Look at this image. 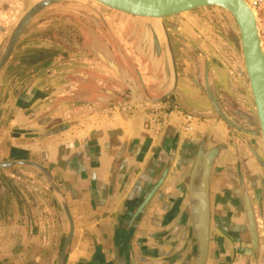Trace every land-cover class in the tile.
Returning a JSON list of instances; mask_svg holds the SVG:
<instances>
[{
    "label": "crops",
    "instance_id": "1",
    "mask_svg": "<svg viewBox=\"0 0 264 264\" xmlns=\"http://www.w3.org/2000/svg\"><path fill=\"white\" fill-rule=\"evenodd\" d=\"M38 1L0 0V54L26 5ZM100 8L83 3L74 32L64 41L58 37L59 25L43 22L55 9L42 11L0 70V160L33 162L52 176L73 225L64 264H193L187 179L202 140L207 151L218 150L209 180L205 264H264V238L249 182L239 171L254 165L258 144L248 88L217 50L213 57L186 44L187 38L205 39L186 17L160 22ZM39 35L46 36L43 42L33 40ZM222 48L235 62L233 48L227 42ZM98 56H112L120 76ZM171 89V99L197 118L191 132L176 114L155 131L147 128L142 107L132 112L118 108L134 95L159 98ZM211 97L227 115L248 124L243 139L248 150L239 141L238 147L234 144ZM234 145L241 156L233 153ZM234 162L241 203L219 204V195L227 198L229 192H221L220 183ZM251 180L256 182V175ZM10 183L19 186L22 206L11 195ZM243 191L255 215V248ZM227 211L241 216L221 220L224 231L214 237V221L219 220L214 214ZM66 234L65 215L43 178L29 169L0 168V264H57Z\"/></svg>",
    "mask_w": 264,
    "mask_h": 264
},
{
    "label": "water",
    "instance_id": "2",
    "mask_svg": "<svg viewBox=\"0 0 264 264\" xmlns=\"http://www.w3.org/2000/svg\"><path fill=\"white\" fill-rule=\"evenodd\" d=\"M64 0H39L33 4L20 18L14 30L6 41V44L0 54V70L11 58L16 43L24 29L29 23L43 10L54 6ZM103 8L123 13L132 17L143 18L146 20L162 21L167 17L182 15L195 26V18L192 14L194 10L205 7H217L227 12L233 19V33L238 36V49L241 57V64H235L210 40L206 34L207 30L201 27L197 29L204 38L214 46L228 62L239 78L244 82L249 90L254 104L257 127L264 145V46L260 38L257 24V17L252 6L251 0H88ZM164 28V27H163ZM167 48L171 59L173 69L175 67L174 57L170 40L167 37ZM99 58V56H98ZM101 59L116 75L118 67L112 58L107 56ZM172 89L167 94L159 98L142 99L134 95L130 104L143 103L146 105H156L162 103L171 97ZM214 109L221 119L232 128L241 130L232 121L224 115L214 98L211 97ZM205 140L200 142L197 155L191 173L187 179L189 199L187 204L188 212L191 215L193 244L196 258L193 264H205L208 253L209 228H210V206H209V180L212 168L217 159L218 150L207 151L204 147ZM31 168L40 173L47 181L56 200L58 201L67 221V234L61 248L57 264H64L65 256L68 251L72 235L73 225L65 198L50 173L41 165L28 161L5 162L0 160V168ZM243 205L247 220L250 238L255 248L257 246V226L255 215L252 210L248 194L243 191ZM123 264V263H118Z\"/></svg>",
    "mask_w": 264,
    "mask_h": 264
},
{
    "label": "rangeland",
    "instance_id": "3",
    "mask_svg": "<svg viewBox=\"0 0 264 264\" xmlns=\"http://www.w3.org/2000/svg\"><path fill=\"white\" fill-rule=\"evenodd\" d=\"M251 2H252V0H251ZM83 3H85V4L89 3L90 5H96L94 3L89 2L88 0H64L61 3H58L54 6L47 8V9H51V10L55 9V10L52 12V14H50L48 16V18L44 19L43 22H49V23L54 22L57 26L59 25L60 31H59L58 37L60 38V40H63L64 37L65 38L68 37L70 30H71V32H74V29H75L74 23H76L75 18H78L77 14H78V12L81 11V5ZM26 6H27L26 11H27L32 5L30 7H28L29 4ZM96 6L101 7L98 5H96ZM47 9H45L43 11H46ZM100 9L105 10V8H102V7ZM254 11H255V14L257 17V24H258V29H259V33H260V38L262 41V46H264V0H261L260 4L254 8ZM24 13H23V15H24ZM192 14L194 15V17H196L195 18V20H196L195 26L193 25L192 27L197 32H199L197 30L199 28V26L197 24H199L201 27H203L205 30H207L209 32V35L212 37V42L220 50H222V52H223L222 47H224V45H226V42H227L228 49L230 50L231 48H233V55H234L233 57L235 59V64L240 65L242 60L240 57V52H239L238 44H237L238 36L235 33H233L234 23H233V19L231 18V16L227 12H225L223 9L217 8V7H205V8L197 9V10H194L192 12ZM188 26H190V25H188ZM197 32H196V34H197ZM45 37L46 36H41V35L35 36L33 38V40H35L37 42L38 41L43 42L40 39H43ZM198 39L199 40H197L196 42L191 40L190 38L189 39L187 38V40L184 39V41L186 42V44L190 45L189 46L190 48L199 47L203 51V53H204V51H206L209 56L215 57V53L213 50H216V49L215 48L211 49L209 47L210 43L206 39H204V40L201 38H198ZM33 40H32V42L35 43V41H33ZM225 50L223 52L224 54L226 53ZM218 54H220V53H218ZM228 58L231 59V55H229ZM237 77H239V76L236 73V78ZM175 102L180 106V104L177 101H175ZM251 102H252V105H251L252 109L251 110L253 113H255V108H254V104H253L252 99H251ZM234 105L237 106L238 103L235 102ZM180 108L183 111V113H188V112L184 111L181 106H180ZM220 109L224 113V115H226V117H228V119L230 121H232L237 127L241 128V130H239V129L230 127L228 124H226L221 119V117L217 113L218 118L220 120H222L225 123V125L228 127V131L230 132V137L235 141L234 144L238 147V145H239L238 143L240 142V144H243V146H245V148H247V150H248V146L245 144V142L243 140L244 138H248L247 134H245L248 132V130L246 129L248 124L246 123V124L242 125L241 123H239L237 121L236 117L234 118L232 115H227L223 108L220 107ZM229 109H231L233 114L236 113V110H235L236 107L229 105ZM231 111H229V112H231ZM255 117H256V113H255ZM256 124H257V118H256V122L253 123V126L255 125L254 126L255 127V130H254L255 131V137H256L257 142H258L257 148L253 147L255 157H253V156L251 157V161H253L251 163H254V165L249 169H248V165L247 166L245 165V167H244L245 172L244 173H242V168H240L239 171H240V174L243 177H246L247 181L249 182V189L247 188V186H246V188L251 193L252 201H253V207L257 213L258 223L260 225V236L262 238H264V145H262V140H261L259 130H258V127ZM235 145L233 147L234 148L233 153H235V155L240 154V156H241L242 151L240 153L237 152L238 150L236 149ZM248 153H249V151H248ZM235 168L236 167H235V162H234L231 164V167H229V172L227 174L228 179L225 181H222L220 183L219 188H220L221 192H223L224 190L229 191V192L227 194V198H224V196L219 195V197H218L219 204H220V201H224V202H226L225 205H228V203L231 199H234V201H236L237 203H241V200L239 197L240 186H239V181L237 179V174H236ZM9 169H11L12 172H17L19 169H27V170L29 169L34 173L35 172L38 173L37 171H35L34 169H31V168L17 167V168H9ZM38 174L43 178L44 185L47 187V189L53 195L55 201L58 203V201L56 200V198H55L52 190L50 189L47 181L45 180V178L40 173H38ZM255 175H256V182L251 180L252 176H255ZM18 179H21V178L18 177ZM227 181L229 182V184L226 187L225 184ZM29 182H31V181H29ZM20 183H23V182H19V184ZM9 186H10L9 190H10L11 195L14 197L17 204L19 206H22L24 204V201H23V198L21 197V195L19 194V189H18L19 186L14 185V183H10ZM230 190H234V192H235L234 198H233V196H230V193H231ZM226 208H227V206H226ZM221 214H223V215H221ZM226 214H228L229 216H226ZM238 215L241 216V213L235 212V211H227L224 213H222V212L215 213L214 214L215 219L218 218L219 220H218V222L214 221L215 226H214L213 232H212L213 236L216 237L217 235L222 234L221 230L224 231V228H222L223 223L221 224V220H224L226 217H229V219H234ZM232 225H234V223H232ZM213 248H214V250H216V244H214ZM216 252H217V250H216Z\"/></svg>",
    "mask_w": 264,
    "mask_h": 264
},
{
    "label": "built area",
    "instance_id": "4",
    "mask_svg": "<svg viewBox=\"0 0 264 264\" xmlns=\"http://www.w3.org/2000/svg\"><path fill=\"white\" fill-rule=\"evenodd\" d=\"M261 0H252V6L255 8L260 4ZM142 107L145 110V124L147 128L159 131L164 121L168 120L170 115L176 114L183 119V127L185 131L193 130V123L197 118L189 113H183L180 106L171 98L164 100L160 104H130L128 102L118 105L123 112H132L136 107Z\"/></svg>",
    "mask_w": 264,
    "mask_h": 264
},
{
    "label": "trees",
    "instance_id": "5",
    "mask_svg": "<svg viewBox=\"0 0 264 264\" xmlns=\"http://www.w3.org/2000/svg\"><path fill=\"white\" fill-rule=\"evenodd\" d=\"M44 53H46V52H44ZM45 55V54H44ZM49 55H51V54H49ZM44 59H49V58H44Z\"/></svg>",
    "mask_w": 264,
    "mask_h": 264
},
{
    "label": "bare ground",
    "instance_id": "6",
    "mask_svg": "<svg viewBox=\"0 0 264 264\" xmlns=\"http://www.w3.org/2000/svg\"><path fill=\"white\" fill-rule=\"evenodd\" d=\"M140 104V103H139Z\"/></svg>",
    "mask_w": 264,
    "mask_h": 264
}]
</instances>
